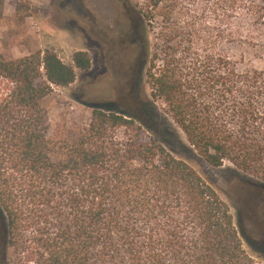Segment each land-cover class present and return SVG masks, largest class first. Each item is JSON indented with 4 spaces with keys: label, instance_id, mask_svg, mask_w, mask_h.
Returning <instances> with one entry per match:
<instances>
[{
    "label": "trees",
    "instance_id": "1",
    "mask_svg": "<svg viewBox=\"0 0 264 264\" xmlns=\"http://www.w3.org/2000/svg\"><path fill=\"white\" fill-rule=\"evenodd\" d=\"M148 9L163 40L151 96L208 165L228 161L264 182V71L219 49L264 41V0H148ZM3 58L0 264H258L213 186L144 140L139 118L95 109L77 139L49 135L45 100L91 67L88 53L75 52L73 66L51 50Z\"/></svg>",
    "mask_w": 264,
    "mask_h": 264
},
{
    "label": "rangeland",
    "instance_id": "2",
    "mask_svg": "<svg viewBox=\"0 0 264 264\" xmlns=\"http://www.w3.org/2000/svg\"><path fill=\"white\" fill-rule=\"evenodd\" d=\"M124 1L134 10L139 20L144 47L143 65L134 91L124 95L113 84L100 81L96 74L98 69L91 76L76 69V81L67 88L53 87L52 94L45 100L50 123L49 135L53 137L63 134L70 141L77 139L88 128L95 109L139 118L144 140L155 139L175 158L189 164L213 186L229 206L237 229L248 238H242L247 253L258 264H264V245L258 246L255 242L257 237L254 239L249 232L243 231V225L240 226L241 205L236 194L237 186L242 181L260 184L264 182L239 170L228 161L220 168L208 165L189 144L164 103L151 96L147 72L155 54L162 55L161 19L148 18V0ZM60 2L61 0H5L4 18L0 20V55L3 59L11 61L37 51L51 50L66 64L73 66L72 56L75 52L84 51V42L80 31L72 28L71 23L73 20L81 22L82 18L69 16L61 11ZM256 36L260 40V35ZM219 49L236 61L241 69L253 67L264 71V41L255 44L236 41L225 43ZM123 133L124 130H118L116 134L121 136ZM57 158L54 156V159ZM0 226L2 227L1 222ZM2 241L0 238V243Z\"/></svg>",
    "mask_w": 264,
    "mask_h": 264
},
{
    "label": "flooded vegetation",
    "instance_id": "3",
    "mask_svg": "<svg viewBox=\"0 0 264 264\" xmlns=\"http://www.w3.org/2000/svg\"><path fill=\"white\" fill-rule=\"evenodd\" d=\"M59 8L69 16L82 18L81 22L70 23L82 34L84 51L91 60L85 72L91 76L98 69L100 81L113 84L124 95L133 92L144 56L134 10L124 0H61ZM236 194L243 231L257 237L258 246L264 245V183L242 181Z\"/></svg>",
    "mask_w": 264,
    "mask_h": 264
}]
</instances>
